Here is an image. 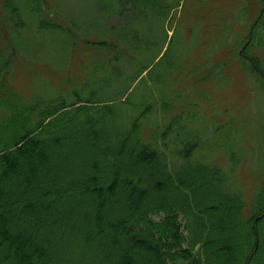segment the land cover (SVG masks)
I'll return each instance as SVG.
<instances>
[{
  "label": "trees",
  "instance_id": "16d2710c",
  "mask_svg": "<svg viewBox=\"0 0 264 264\" xmlns=\"http://www.w3.org/2000/svg\"><path fill=\"white\" fill-rule=\"evenodd\" d=\"M259 2L241 53L264 78V60L253 51L264 49ZM183 4L93 0L90 20L59 23L43 0L1 1L0 23L14 14L24 19L27 8L37 30L57 29L70 40L66 49L80 41L97 58L88 91L23 97L8 82L12 41L0 47V264H264V181L246 198L217 164L171 167L169 156L187 159L198 141L170 131L171 120L151 123L150 101L134 104L153 70L162 68L156 76L169 80L182 68L174 51L178 29L171 26ZM98 12L130 19L106 29ZM163 26L162 39L153 28L159 33ZM169 137L182 142L178 151Z\"/></svg>",
  "mask_w": 264,
  "mask_h": 264
},
{
  "label": "rangeland",
  "instance_id": "374dc122",
  "mask_svg": "<svg viewBox=\"0 0 264 264\" xmlns=\"http://www.w3.org/2000/svg\"><path fill=\"white\" fill-rule=\"evenodd\" d=\"M43 1L49 12L55 13L54 22H85L95 16L93 0ZM183 1L171 26L178 29L174 51L182 68L173 71L169 80L166 75L159 77L162 68L153 70L155 76L151 74L138 86L134 104L150 101L155 104L149 116L151 123L161 126L171 120L170 131H179V136H191L198 141L187 159L178 154L169 156L171 167L194 161L217 164L228 173L229 179L236 180L234 185L243 195L250 198L253 188L264 181V78L244 63L241 50L260 2ZM22 15L24 19L14 14L11 21L0 23V47L4 49L5 42L11 40L9 52L14 50L8 81L11 87L23 97L44 91L50 94L70 89L88 91L90 87L84 85L97 57L80 41L75 48L66 49V39L70 40L57 29L37 30V22L27 8ZM96 15L101 17L98 21L101 27L115 28L112 30H118L130 19L129 15L110 19L99 12ZM17 18L25 26H20ZM15 20L18 26H14ZM163 29L166 27L158 33L153 28V34L163 39ZM172 32V28L167 32L166 45ZM89 33L90 39L96 37L92 30ZM93 51L102 57L100 49ZM253 51L264 60L263 48ZM124 76L117 79L116 86L122 87ZM94 85L91 83V87ZM100 92L98 89L97 95ZM172 92L178 96L168 95ZM166 103L169 107L162 112L161 106ZM168 145L172 151H178L182 142L169 137ZM231 165L234 170L230 169Z\"/></svg>",
  "mask_w": 264,
  "mask_h": 264
}]
</instances>
